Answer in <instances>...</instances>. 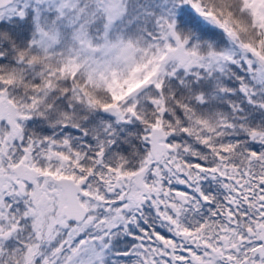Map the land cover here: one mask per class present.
I'll return each instance as SVG.
<instances>
[{"label": "snow or ice", "instance_id": "snow-or-ice-1", "mask_svg": "<svg viewBox=\"0 0 264 264\" xmlns=\"http://www.w3.org/2000/svg\"><path fill=\"white\" fill-rule=\"evenodd\" d=\"M0 264H264V0H0Z\"/></svg>", "mask_w": 264, "mask_h": 264}]
</instances>
